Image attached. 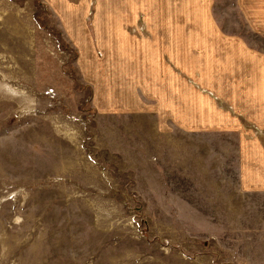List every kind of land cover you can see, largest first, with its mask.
I'll return each mask as SVG.
<instances>
[{"label": "rangeland", "instance_id": "rangeland-1", "mask_svg": "<svg viewBox=\"0 0 264 264\" xmlns=\"http://www.w3.org/2000/svg\"><path fill=\"white\" fill-rule=\"evenodd\" d=\"M69 1L0 0V264H264V0Z\"/></svg>", "mask_w": 264, "mask_h": 264}, {"label": "crops", "instance_id": "crops-1", "mask_svg": "<svg viewBox=\"0 0 264 264\" xmlns=\"http://www.w3.org/2000/svg\"><path fill=\"white\" fill-rule=\"evenodd\" d=\"M48 1L51 3V5H55L58 7V4H61L62 7L69 9V10H70V8L73 7L72 5H70L69 0H67V5L65 4V0H48Z\"/></svg>", "mask_w": 264, "mask_h": 264}]
</instances>
